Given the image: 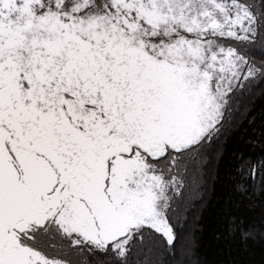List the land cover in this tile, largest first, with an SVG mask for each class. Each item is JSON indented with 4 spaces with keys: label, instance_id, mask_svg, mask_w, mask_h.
Returning a JSON list of instances; mask_svg holds the SVG:
<instances>
[{
    "label": "snow or ice",
    "instance_id": "6c2138e0",
    "mask_svg": "<svg viewBox=\"0 0 264 264\" xmlns=\"http://www.w3.org/2000/svg\"><path fill=\"white\" fill-rule=\"evenodd\" d=\"M213 198L264 264V0H0V264H208Z\"/></svg>",
    "mask_w": 264,
    "mask_h": 264
},
{
    "label": "trees",
    "instance_id": "16d2710c",
    "mask_svg": "<svg viewBox=\"0 0 264 264\" xmlns=\"http://www.w3.org/2000/svg\"><path fill=\"white\" fill-rule=\"evenodd\" d=\"M259 104L260 102L258 101ZM224 203L222 199L213 198L211 204L214 207H211L205 216L204 223L206 227L201 237V250L208 264H229L235 258L233 249L236 244L217 239L218 232L223 229L216 209L217 207L222 208Z\"/></svg>",
    "mask_w": 264,
    "mask_h": 264
}]
</instances>
